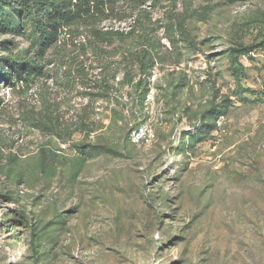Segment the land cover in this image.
<instances>
[{
  "label": "rangeland",
  "instance_id": "rangeland-1",
  "mask_svg": "<svg viewBox=\"0 0 264 264\" xmlns=\"http://www.w3.org/2000/svg\"><path fill=\"white\" fill-rule=\"evenodd\" d=\"M62 31L0 80V264H264V0H118Z\"/></svg>",
  "mask_w": 264,
  "mask_h": 264
},
{
  "label": "trees",
  "instance_id": "trees-1",
  "mask_svg": "<svg viewBox=\"0 0 264 264\" xmlns=\"http://www.w3.org/2000/svg\"><path fill=\"white\" fill-rule=\"evenodd\" d=\"M118 0H0V35L22 37L30 51L21 50L12 56H0V80L18 82L39 72V60L44 53L58 43L62 30L87 19L97 18ZM124 36V35H122ZM12 41L0 43L3 52L11 54ZM257 46L240 47L235 53L248 57ZM30 54H34L31 57ZM158 51L151 43L139 58L141 87L158 62ZM133 83V80L130 82Z\"/></svg>",
  "mask_w": 264,
  "mask_h": 264
},
{
  "label": "built area",
  "instance_id": "built-area-1",
  "mask_svg": "<svg viewBox=\"0 0 264 264\" xmlns=\"http://www.w3.org/2000/svg\"><path fill=\"white\" fill-rule=\"evenodd\" d=\"M156 138L155 128L149 123L137 125L129 135V141L133 145L150 146Z\"/></svg>",
  "mask_w": 264,
  "mask_h": 264
}]
</instances>
